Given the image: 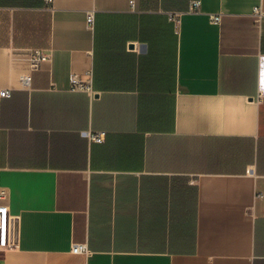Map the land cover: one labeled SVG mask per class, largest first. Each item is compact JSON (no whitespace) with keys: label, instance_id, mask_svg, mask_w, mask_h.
I'll return each instance as SVG.
<instances>
[{"label":"crops","instance_id":"obj_1","mask_svg":"<svg viewBox=\"0 0 264 264\" xmlns=\"http://www.w3.org/2000/svg\"><path fill=\"white\" fill-rule=\"evenodd\" d=\"M199 1L0 0V264H264V0Z\"/></svg>","mask_w":264,"mask_h":264},{"label":"built area","instance_id":"obj_2","mask_svg":"<svg viewBox=\"0 0 264 264\" xmlns=\"http://www.w3.org/2000/svg\"><path fill=\"white\" fill-rule=\"evenodd\" d=\"M51 2V0H48ZM200 1L199 0H191L190 7L188 11H197L199 8ZM253 13L257 17V21L261 18V12L258 8H255ZM180 13L174 12L169 15V19L171 22H177L180 19ZM221 16L220 15H211L209 17V21L211 24L218 25L220 23ZM91 22V17H87V24ZM49 56L41 53L39 50H34L31 54V62L33 66H36L38 63L47 60ZM24 83H28L29 78L22 77L21 78ZM69 90L71 91H87L90 92V87L86 81H84L81 77L72 75L69 78ZM9 91L2 90L0 91V97H8ZM104 131H92L85 130L81 132V136L87 139L92 143H102L105 139ZM257 197H262L258 194ZM8 193L7 191L0 186V252L4 250H8L14 247L15 245V218L9 215V208L7 206ZM73 253H86L87 248L84 244H74L71 248Z\"/></svg>","mask_w":264,"mask_h":264}]
</instances>
